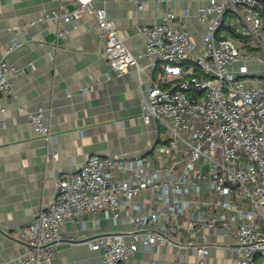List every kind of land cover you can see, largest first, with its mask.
Here are the masks:
<instances>
[{
	"label": "built area",
	"instance_id": "1",
	"mask_svg": "<svg viewBox=\"0 0 264 264\" xmlns=\"http://www.w3.org/2000/svg\"><path fill=\"white\" fill-rule=\"evenodd\" d=\"M70 1L73 9L47 12L40 21H52L57 37L66 38L69 29L62 20L76 25L82 14L94 15L108 62L117 74H134L142 116L159 121L164 134L143 157L89 154L79 170L58 179L53 199L19 229L30 250L1 264H49L63 238V223L86 211L110 212L128 228L89 241L103 249L101 264L127 262L140 246L159 251L165 245L188 249L205 264L215 233L233 234L229 246L238 255L236 264H258L264 255L262 1L209 0L197 14L201 40L168 11L140 27L146 44L137 54L106 7ZM157 65L168 86L150 73ZM19 72L0 59V95L14 93L12 78ZM20 110L50 140L43 111L23 104Z\"/></svg>",
	"mask_w": 264,
	"mask_h": 264
},
{
	"label": "crops",
	"instance_id": "2",
	"mask_svg": "<svg viewBox=\"0 0 264 264\" xmlns=\"http://www.w3.org/2000/svg\"><path fill=\"white\" fill-rule=\"evenodd\" d=\"M93 1L97 7H106L120 36L135 54L142 53L146 44L140 27L159 21L168 11H174L201 40L204 29L197 14L209 2ZM141 2L145 7L138 8ZM73 8L70 0H0V59L6 58L20 68L12 78L14 93L0 95V264L30 250L19 229L53 199L58 179L79 170L89 154L143 157L164 134L159 121L143 118L142 97L134 74H117L108 62L94 15L82 14L76 25L62 20L61 24L69 29L66 38L57 37L52 21H40L47 12ZM160 67L157 65L150 73L168 86ZM143 82L146 87L147 77ZM22 104L43 111L51 127L50 140L29 122L20 110ZM124 229L128 228L106 211H86L75 220H66L61 227L63 238L49 264H101L103 249L92 248L89 241ZM211 238L214 245L205 264H236L238 255L229 246L233 234L215 233ZM153 262L200 264L188 249L166 245L159 251H146L140 246L122 264ZM258 264H264V255Z\"/></svg>",
	"mask_w": 264,
	"mask_h": 264
},
{
	"label": "rangeland",
	"instance_id": "3",
	"mask_svg": "<svg viewBox=\"0 0 264 264\" xmlns=\"http://www.w3.org/2000/svg\"><path fill=\"white\" fill-rule=\"evenodd\" d=\"M160 84L162 85V83H160ZM166 88H168V87H166ZM260 256H263V255H262V254H260V255L258 256L257 260L259 259V257H260Z\"/></svg>",
	"mask_w": 264,
	"mask_h": 264
},
{
	"label": "trees",
	"instance_id": "4",
	"mask_svg": "<svg viewBox=\"0 0 264 264\" xmlns=\"http://www.w3.org/2000/svg\"><path fill=\"white\" fill-rule=\"evenodd\" d=\"M261 1H262L263 5H264V0H261ZM263 16H264V8H263Z\"/></svg>",
	"mask_w": 264,
	"mask_h": 264
}]
</instances>
